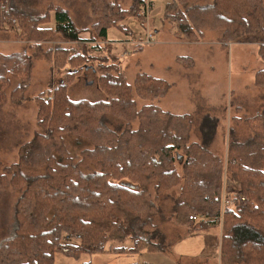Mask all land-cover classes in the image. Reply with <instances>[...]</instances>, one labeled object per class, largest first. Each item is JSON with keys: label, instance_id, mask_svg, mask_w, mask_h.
<instances>
[{"label": "trees", "instance_id": "1", "mask_svg": "<svg viewBox=\"0 0 264 264\" xmlns=\"http://www.w3.org/2000/svg\"><path fill=\"white\" fill-rule=\"evenodd\" d=\"M19 1L0 0V33L17 32L38 51L42 42L57 38L76 45L48 54L58 69H71L68 80L49 100H44L46 94L36 99L40 131L1 176L2 185H10L19 197L9 236L0 241V264H56L57 255L80 263L83 256L105 252L165 253L163 246L146 241L154 234L152 222L158 212L148 192L151 183L159 194L181 186L175 205L178 224L187 225L194 215L207 218L199 223L202 230L222 228L221 264H264V109L248 119V135L230 136L227 157L219 156L207 137L202 143L191 142V114L172 115L153 104L138 107L134 93L154 102L168 95V82L139 74L132 86L115 65L94 55L92 44L108 42L113 28L126 33L129 19L145 21L140 6L149 1L152 10L155 0H134L129 10L118 0H88L96 18L87 29L89 39L81 37L86 30L78 29L67 10L49 5L36 16L20 10ZM166 1L163 21L179 39L201 41L205 32L219 31L223 42L233 43L249 33H264L263 0H214L206 6L199 5L202 0ZM258 53L264 61V44ZM177 60L186 67L194 64L189 57ZM95 61L99 84L109 100H70L69 83ZM33 66L28 52L0 54V107L14 82L18 86L11 99L23 103ZM255 86L264 90V70L256 72ZM111 117L127 126L112 129ZM136 121L139 128L134 130L131 125ZM67 138L90 148L77 156L69 150ZM225 179L226 189L238 190L247 201L232 197V206L221 219ZM75 238L82 245L73 243ZM129 239L132 248L112 244Z\"/></svg>", "mask_w": 264, "mask_h": 264}, {"label": "rangeland", "instance_id": "2", "mask_svg": "<svg viewBox=\"0 0 264 264\" xmlns=\"http://www.w3.org/2000/svg\"><path fill=\"white\" fill-rule=\"evenodd\" d=\"M118 2L123 9L129 10L134 0ZM166 2L155 0L149 22L132 18L126 21L128 28L126 33L116 28L111 29L108 39L116 41L115 46L111 47L109 41L106 43L96 41L92 44L96 46L94 55L115 65L132 86L139 74L168 82L171 85L168 95L154 102L142 100L134 93L138 107L141 109L143 106L153 104L172 115L191 114L194 120L191 142L202 143L205 136L211 142L210 149L213 153L226 158L230 136L243 138L248 135L250 132L247 126L248 119L260 114L264 109V90L255 86L256 72L264 70V61L258 53L259 47L264 44V33L261 31L249 33L233 43L223 42L222 33L219 31L205 32L201 41L179 39L175 36L173 27L163 21ZM213 2L214 0H202L199 5L206 6ZM49 5L67 10L78 29L86 30L81 37L83 39L91 37L87 30L89 28L86 27L91 28L96 23V18L88 0H22L19 1L18 8L39 16L45 13ZM149 33L154 36V42L146 44ZM16 34L10 31L0 33V54L28 52L33 58L34 66L23 103H15L11 99V91L18 86V82H14L8 100L0 107V241L9 236L19 197V193L10 185H2L1 176L4 175L6 168L18 162L20 148L32 141L40 131L37 118L39 106L36 99L46 94L44 100H49L50 94L68 80L71 72L68 67L58 69L55 60H50L48 54L55 53L59 48L73 50L76 45L57 38L54 41L42 42V50L38 51L33 48L34 46L31 47L30 40L18 38ZM179 57H189L194 64L186 67L178 62ZM97 64V61L92 62L87 67L89 69H85L72 79L68 85L70 100L90 103L109 100V96L99 84V73L95 69ZM109 122L112 129L122 130L127 126L126 121L112 117L109 118ZM131 126L137 130L139 122L136 121ZM66 141L69 150L77 156L82 150L90 148L89 144L83 141L72 138H67ZM177 169L182 175L181 164L177 163ZM226 181L225 179L223 194H231V197L242 195L236 189L232 192L227 190ZM122 183L134 186V183L129 181ZM137 188L140 187L136 186ZM148 192L158 212L152 222L154 229H151V232L154 234H148L146 241L151 245L163 246L165 253L105 252L90 256L89 261L92 264H221V246L217 254L200 256L198 259L180 256L172 249L176 243L184 239V234L191 233V231L186 233L191 226L198 224L199 227L202 221L190 220L187 225L177 223L175 205L181 194V186L159 194L156 191V184L151 183ZM225 212L222 195L221 219ZM203 217V221L207 220L205 216ZM214 229L218 231L217 238L221 239L222 228L214 226L202 230L199 227L196 231L210 233ZM72 242L82 245L80 238H75ZM112 244L114 247H133L130 239L124 244L115 241ZM64 258L62 255L58 256L56 264H79Z\"/></svg>", "mask_w": 264, "mask_h": 264}, {"label": "crops", "instance_id": "3", "mask_svg": "<svg viewBox=\"0 0 264 264\" xmlns=\"http://www.w3.org/2000/svg\"><path fill=\"white\" fill-rule=\"evenodd\" d=\"M52 25H54V21L52 22ZM87 28L90 27H86V29ZM88 38H84V39H88ZM108 41L111 47L115 46L116 41H110L109 39ZM196 228H199L198 224L197 225L194 224L193 226H191L190 230L186 231V233L188 231H191V233H187L186 235L184 234L185 236L184 239L176 243L172 249H174L175 252H178L180 256L187 257L190 259H198L200 256L217 254L220 251V246H221V239L217 238L218 236L217 229H214L209 233V232H202L200 230L197 232ZM58 256L61 255H57V257ZM86 257L88 256H83L80 263L88 262L90 260V257L88 259Z\"/></svg>", "mask_w": 264, "mask_h": 264}, {"label": "built area", "instance_id": "4", "mask_svg": "<svg viewBox=\"0 0 264 264\" xmlns=\"http://www.w3.org/2000/svg\"><path fill=\"white\" fill-rule=\"evenodd\" d=\"M139 14L142 18L145 19V21L149 22L150 21V14H151V7L149 1H147L145 4L140 6ZM154 42V36L149 33L147 36L146 44H151ZM239 194V193H238ZM239 198L245 202L246 198L242 195L239 194ZM232 206V197L231 194L224 193L223 194V211L225 212L227 209L231 208ZM203 216H191L190 220L192 221H199L203 220Z\"/></svg>", "mask_w": 264, "mask_h": 264}]
</instances>
